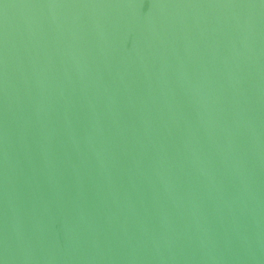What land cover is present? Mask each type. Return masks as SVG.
<instances>
[{"label": "water", "instance_id": "95a60500", "mask_svg": "<svg viewBox=\"0 0 264 264\" xmlns=\"http://www.w3.org/2000/svg\"><path fill=\"white\" fill-rule=\"evenodd\" d=\"M0 264H264V0H0Z\"/></svg>", "mask_w": 264, "mask_h": 264}]
</instances>
